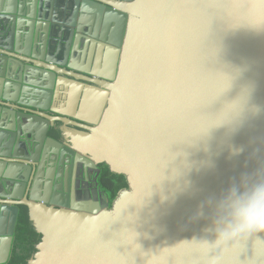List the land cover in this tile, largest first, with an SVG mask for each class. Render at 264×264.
I'll return each instance as SVG.
<instances>
[{"label":"water","instance_id":"obj_1","mask_svg":"<svg viewBox=\"0 0 264 264\" xmlns=\"http://www.w3.org/2000/svg\"><path fill=\"white\" fill-rule=\"evenodd\" d=\"M68 81L101 90L96 121L55 115ZM258 161L264 0H0V264L20 206L26 264H209L197 205ZM103 168L110 202L64 187Z\"/></svg>","mask_w":264,"mask_h":264},{"label":"clouds","instance_id":"obj_2","mask_svg":"<svg viewBox=\"0 0 264 264\" xmlns=\"http://www.w3.org/2000/svg\"><path fill=\"white\" fill-rule=\"evenodd\" d=\"M242 151L229 148L230 155ZM195 215L207 219L215 234L214 242L203 241L209 264H217L215 254L222 252L230 253L227 264H264V161H258L251 172L241 173L219 196L198 204Z\"/></svg>","mask_w":264,"mask_h":264},{"label":"crops","instance_id":"obj_3","mask_svg":"<svg viewBox=\"0 0 264 264\" xmlns=\"http://www.w3.org/2000/svg\"><path fill=\"white\" fill-rule=\"evenodd\" d=\"M68 82L72 84L53 101L54 110L61 113L55 115H67L71 120L84 124L96 121L103 107L101 90L76 81Z\"/></svg>","mask_w":264,"mask_h":264},{"label":"trees","instance_id":"obj_4","mask_svg":"<svg viewBox=\"0 0 264 264\" xmlns=\"http://www.w3.org/2000/svg\"><path fill=\"white\" fill-rule=\"evenodd\" d=\"M102 180L104 189L109 193L110 201L121 188L126 186L124 176L122 175L112 174V176ZM40 239L41 235L34 230L26 207L20 206L10 256L5 264H26L28 259L36 252V246Z\"/></svg>","mask_w":264,"mask_h":264},{"label":"flooded vegetation","instance_id":"obj_5","mask_svg":"<svg viewBox=\"0 0 264 264\" xmlns=\"http://www.w3.org/2000/svg\"><path fill=\"white\" fill-rule=\"evenodd\" d=\"M112 174L113 173L108 172L106 170V168H103L99 177L103 176V179H104V178H108V177L112 176ZM92 178H93V174L91 175V177L88 176L87 180H82V179H80L79 175H76L74 182L71 184H69V183L64 184V187H67V192L69 191L70 194L73 192L76 200H80V199H83L82 197L89 195V192L90 193L94 192V194H96V191L97 192L99 191L98 188L104 189V187H101V186L96 187ZM102 182H103V180H101V182H99L100 185L102 184ZM95 188H97V190ZM108 201L110 202L109 197H108Z\"/></svg>","mask_w":264,"mask_h":264}]
</instances>
